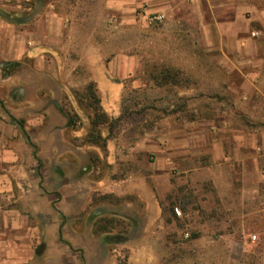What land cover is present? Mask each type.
Here are the masks:
<instances>
[{"label":"rangeland","instance_id":"rangeland-1","mask_svg":"<svg viewBox=\"0 0 264 264\" xmlns=\"http://www.w3.org/2000/svg\"><path fill=\"white\" fill-rule=\"evenodd\" d=\"M31 4L22 19H39L49 4L63 31L45 76L20 68L27 82L12 100L18 111H51L49 143L28 136L42 151L37 169L83 182L79 201L99 211L94 230L114 237L113 263L264 264V184L254 194L248 175L244 187L232 158L239 137L264 133V36L221 52L211 37L126 19L104 0ZM96 107L106 122L91 144ZM221 139L231 160L213 162Z\"/></svg>","mask_w":264,"mask_h":264},{"label":"crops","instance_id":"crops-1","mask_svg":"<svg viewBox=\"0 0 264 264\" xmlns=\"http://www.w3.org/2000/svg\"><path fill=\"white\" fill-rule=\"evenodd\" d=\"M32 2L0 0V264H114L116 250L110 246L114 237H109L108 231L94 230L90 221L100 217L99 211L95 207L86 211V203L80 202L89 191L83 182L78 188L68 182L71 174L56 167L52 173L37 169L42 151L28 136L40 132L42 145L49 143L44 135H48L51 111L44 107L36 112L18 111L19 105L12 100L27 82L18 73L20 68L25 72L31 65L38 76H45L52 42L63 31V22L48 9L52 7L49 4L39 19H22L32 10ZM104 2L108 10L122 12L133 21L161 15L164 28L185 36L211 37L221 52H232L234 44L240 47L264 36V9H258V0ZM140 9L144 14L136 17ZM252 32L258 36L252 37ZM13 66L15 73L11 71ZM22 116L24 123L20 121ZM221 140L213 145V162L231 160ZM237 140L232 158L240 168L244 187L247 176H251L249 184L255 194L264 184V133H250L248 138ZM85 211L86 216L82 214Z\"/></svg>","mask_w":264,"mask_h":264},{"label":"trees","instance_id":"trees-1","mask_svg":"<svg viewBox=\"0 0 264 264\" xmlns=\"http://www.w3.org/2000/svg\"><path fill=\"white\" fill-rule=\"evenodd\" d=\"M93 87H94L93 84H90L87 89L94 103L98 105L100 101L96 97L95 93L93 92ZM105 120H106V116L103 113H100L98 107H96L94 111L93 119L91 121V129L88 132L87 137H86L87 142L91 144H98L103 140L98 131V127L102 125L103 123H105L106 122ZM182 209L185 211L186 208L182 207Z\"/></svg>","mask_w":264,"mask_h":264},{"label":"built area","instance_id":"built-area-1","mask_svg":"<svg viewBox=\"0 0 264 264\" xmlns=\"http://www.w3.org/2000/svg\"><path fill=\"white\" fill-rule=\"evenodd\" d=\"M149 19H150L151 21H154V22H161V21H162V16H161V15H151V16L149 17ZM251 36H252V37H256V36H258V33H257V32H252ZM173 211L175 212V214H176L177 216H181V211L179 210V208L175 207V208L173 209Z\"/></svg>","mask_w":264,"mask_h":264}]
</instances>
